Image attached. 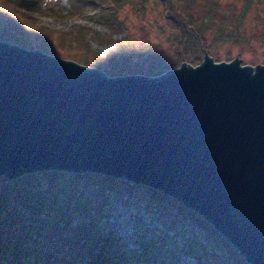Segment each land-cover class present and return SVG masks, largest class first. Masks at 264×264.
<instances>
[{
  "label": "water",
  "instance_id": "water-1",
  "mask_svg": "<svg viewBox=\"0 0 264 264\" xmlns=\"http://www.w3.org/2000/svg\"><path fill=\"white\" fill-rule=\"evenodd\" d=\"M57 170L157 188L264 264V64L111 76L0 40V175Z\"/></svg>",
  "mask_w": 264,
  "mask_h": 264
},
{
  "label": "rangeland",
  "instance_id": "rangeland-1",
  "mask_svg": "<svg viewBox=\"0 0 264 264\" xmlns=\"http://www.w3.org/2000/svg\"><path fill=\"white\" fill-rule=\"evenodd\" d=\"M34 1L37 2L31 3L36 5L30 7L34 10L32 14L33 11L25 13L9 0H0V14L8 15L7 20L0 25V40H9L28 49L43 50L55 57L90 67L104 69L102 66L107 62L108 66L114 68L109 71L112 76L120 75L118 71L125 69H129L126 74L155 75L147 73L152 70L159 75L179 67L184 61L194 65L199 64L203 61L206 52L217 62L231 61L239 57L243 60V64H264V41L260 42L261 38L259 39L257 35V30L264 31V27L259 22L261 20L264 23V0H256L252 3H247L246 0H210L206 5L212 10L215 9L213 16L205 18L199 16L195 10L193 14H197V22L188 20V23L196 27L197 32L183 29L176 20L178 18L166 19L165 14H160L159 10L152 11L147 16L132 13L127 15L126 11H122L119 14L122 24L116 23L115 19H109L108 15L102 13L100 15L101 6L96 7L86 2H83V7L81 6L80 9L84 10V14L59 19L48 17L49 15L43 13L54 11L62 14V10L65 11V8L69 7V0ZM183 1L186 8L187 0ZM183 10L185 15V9ZM236 15L245 17L243 29L247 31L246 35H249V38L254 37L255 41L250 49L241 50L227 39L220 41L223 39L221 24L227 25V29L238 24ZM94 17L99 22H95ZM210 18H212L211 22H209ZM50 31L54 32V36H49ZM186 32L191 33L190 40ZM216 35L221 36L220 40ZM207 40L211 49L203 47ZM130 42L140 50L131 54L128 47ZM198 43H203V46H199ZM200 48L203 54L195 56V61L188 60L192 58L191 53L185 54V52L189 50L197 53ZM184 56H186L185 60ZM160 58L164 60H157ZM12 188L19 193L18 196L25 195L23 193L25 185L14 184ZM111 202L113 206L106 211L111 223L105 225L103 229L89 223L88 225L92 232L95 231L96 238L103 234L116 236L114 249L129 257L124 264H213V259L217 261L215 263L221 262L220 258L214 256L216 253L212 248L205 244L207 243L205 240L199 239L207 246L202 249L203 251L199 248L194 250L192 245L197 242L190 232L186 231L180 236L176 224L167 219L163 221L156 212V217L148 215L150 213L148 207L136 198L123 199V201L112 199ZM175 233L180 240L174 238ZM92 253L101 256L98 250ZM80 255H82V259L78 256L80 263L83 261L85 264H91L88 251L85 250ZM113 263L115 264V261Z\"/></svg>",
  "mask_w": 264,
  "mask_h": 264
},
{
  "label": "trees",
  "instance_id": "trees-1",
  "mask_svg": "<svg viewBox=\"0 0 264 264\" xmlns=\"http://www.w3.org/2000/svg\"><path fill=\"white\" fill-rule=\"evenodd\" d=\"M9 1L25 13L33 11L32 14L34 10L30 7L36 5L31 3L37 2L34 0ZM69 1V7H66L65 11L62 10V14L54 11L43 14L59 19L71 15L75 17L84 14V10L80 9L83 7V2H86L96 7L101 6L100 15L101 13L108 15L109 19H115L116 23L123 24L119 20V14L122 11H126L127 15L132 13L147 16L152 11L159 10L160 14H165L166 19L178 18L176 20L180 22L179 26L183 29L196 31V27L188 23V20L197 22V14H193L195 10L199 16H205V18H209L215 13L214 8L212 10L206 5V2L208 3L210 0H187L186 8L183 0ZM246 1L252 3L256 0ZM183 9H185V15ZM7 16L0 14V25L7 20ZM236 19L239 23L231 28L227 29V25L221 24L222 40H220L221 36H216H219L220 41L227 39L233 45L239 46L241 50L250 49L255 40L254 37L249 38V35H246L247 31L243 29L245 17L236 15ZM94 21L99 22L95 17ZM259 22L264 27V23L261 20ZM257 31L259 39L261 38L260 42H263L264 31ZM49 33V36H54V32L50 31ZM187 34L190 40L191 33ZM209 43L207 40L204 46L203 43L198 44L206 49H211ZM128 47H130L131 54L140 50L135 48L134 44L131 45V42ZM188 53H191L192 58L188 59L190 61H195V56L203 54L201 48L197 53L189 50L185 52V54ZM185 59L186 56H184ZM157 60L163 61L164 59ZM102 67L107 73L114 69L108 66L107 62ZM128 71L129 69L119 70L118 73L121 75ZM147 73L156 75L152 70ZM14 184L25 185L23 189L25 195L18 196L19 193L12 188ZM135 198L145 203L150 212L148 215L153 217L160 215L163 221L167 219L176 224L180 236L186 231L190 232L192 238L197 242L192 245L194 250H198V248L202 250L207 247L199 241V239L205 240L207 242L205 244L216 253L213 255L221 259L219 263H215L216 260L213 259V264H248L242 255L203 216L186 208L157 188L146 184H134L113 175L92 172L76 174L60 171L31 173L16 180H11L6 175L0 176V264H85L83 261L79 262V258L82 259L80 254L85 250L88 251L91 264H98V262L99 264H114V261L115 264H124L129 260V257L114 249L116 236L103 234L96 238L95 231L92 232L89 225L103 229L105 225L111 223L106 211L113 206L112 199L123 201V199L135 200ZM31 205L37 208H33ZM174 238L179 239L176 233ZM87 244L88 246L85 248ZM95 250L101 252V256L93 255L92 251Z\"/></svg>",
  "mask_w": 264,
  "mask_h": 264
},
{
  "label": "bare ground",
  "instance_id": "bare-ground-1",
  "mask_svg": "<svg viewBox=\"0 0 264 264\" xmlns=\"http://www.w3.org/2000/svg\"><path fill=\"white\" fill-rule=\"evenodd\" d=\"M166 195H168L167 193H165ZM168 196H170V197H172V198H174L173 196H171V195H168ZM174 199H176L178 202H180L182 205H184L181 201H179L177 198H174ZM185 206V205H184Z\"/></svg>",
  "mask_w": 264,
  "mask_h": 264
}]
</instances>
